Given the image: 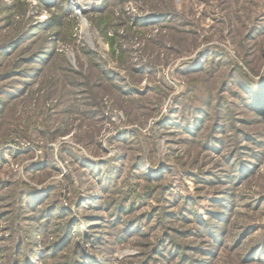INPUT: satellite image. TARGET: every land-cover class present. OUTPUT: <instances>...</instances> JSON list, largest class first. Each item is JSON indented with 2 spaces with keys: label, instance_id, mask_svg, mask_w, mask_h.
<instances>
[{
  "label": "rangeland",
  "instance_id": "obj_1",
  "mask_svg": "<svg viewBox=\"0 0 264 264\" xmlns=\"http://www.w3.org/2000/svg\"><path fill=\"white\" fill-rule=\"evenodd\" d=\"M0 0V264H264V0Z\"/></svg>",
  "mask_w": 264,
  "mask_h": 264
},
{
  "label": "bare ground",
  "instance_id": "obj_2",
  "mask_svg": "<svg viewBox=\"0 0 264 264\" xmlns=\"http://www.w3.org/2000/svg\"><path fill=\"white\" fill-rule=\"evenodd\" d=\"M76 5H77V8H78V9H81V7H82L81 0H80V1H77Z\"/></svg>",
  "mask_w": 264,
  "mask_h": 264
}]
</instances>
